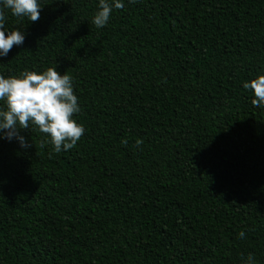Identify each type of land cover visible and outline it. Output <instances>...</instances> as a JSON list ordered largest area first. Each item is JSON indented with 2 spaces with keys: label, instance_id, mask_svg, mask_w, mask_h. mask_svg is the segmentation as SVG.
Here are the masks:
<instances>
[{
  "label": "trees",
  "instance_id": "obj_1",
  "mask_svg": "<svg viewBox=\"0 0 264 264\" xmlns=\"http://www.w3.org/2000/svg\"><path fill=\"white\" fill-rule=\"evenodd\" d=\"M38 2L0 75L67 73L85 132L0 139V264H264V0Z\"/></svg>",
  "mask_w": 264,
  "mask_h": 264
},
{
  "label": "clouds",
  "instance_id": "obj_2",
  "mask_svg": "<svg viewBox=\"0 0 264 264\" xmlns=\"http://www.w3.org/2000/svg\"><path fill=\"white\" fill-rule=\"evenodd\" d=\"M130 2L134 3L135 0ZM122 8V0H99V10L92 23L102 28L109 21L113 9ZM4 9L10 10L18 18L27 17L29 21L36 22L40 19L42 6L38 0H2L0 56H7L14 45H21L25 39L23 31L7 30ZM56 69L49 67L41 73L25 70L8 78L0 75V101L6 104V109H0V139L11 141L16 138L21 147H31L19 131L29 129L31 124L50 137L55 152L76 146L85 132L84 126L73 119V114L80 112L78 97L74 94L72 77L67 73L61 75ZM243 87L253 91V106L264 107V75L244 83ZM142 143V140L136 141L137 146ZM244 236L245 233L241 231L239 237ZM244 264H256L254 255L249 254Z\"/></svg>",
  "mask_w": 264,
  "mask_h": 264
}]
</instances>
